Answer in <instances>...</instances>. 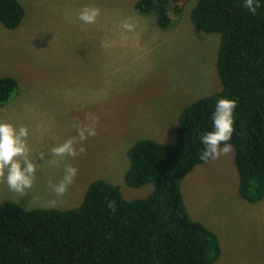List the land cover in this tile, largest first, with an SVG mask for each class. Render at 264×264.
<instances>
[{"label":"rangeland","instance_id":"374dc122","mask_svg":"<svg viewBox=\"0 0 264 264\" xmlns=\"http://www.w3.org/2000/svg\"><path fill=\"white\" fill-rule=\"evenodd\" d=\"M18 1L26 12L21 25L10 30L0 21V77L19 84L13 100L0 108V121L29 128L38 169L25 196L0 182V204L74 208L97 179L120 186L128 200L150 195L154 183H126L129 149L148 138L176 143L183 110L221 89V36L192 23L198 0L189 1L167 30L155 14L136 10L138 0ZM85 5L101 9L93 24L78 18ZM86 126H94L96 135L80 141L78 129ZM70 138L86 151L38 161L39 152ZM234 157L233 148L198 165L182 182L184 199L192 219L220 238L223 253L216 264H264V199L252 204L240 197ZM68 165L77 175L58 195L53 185Z\"/></svg>","mask_w":264,"mask_h":264},{"label":"trees","instance_id":"16d2710c","mask_svg":"<svg viewBox=\"0 0 264 264\" xmlns=\"http://www.w3.org/2000/svg\"><path fill=\"white\" fill-rule=\"evenodd\" d=\"M191 0H138L142 15L155 14L170 29ZM18 0H0V21L18 28L25 17ZM192 23L221 36L217 71L221 89L187 106L179 119L177 140L148 138L127 155L129 187L154 183L145 198L128 200L120 186L93 181L80 205L60 210H27L14 201L0 204V264H216L222 256L219 236L192 219L183 180L200 164V136L220 98L237 101L234 162L238 192L255 204L264 199V3L252 13L244 0H198ZM19 88L14 77H0V107Z\"/></svg>","mask_w":264,"mask_h":264},{"label":"clouds","instance_id":"9594fccd","mask_svg":"<svg viewBox=\"0 0 264 264\" xmlns=\"http://www.w3.org/2000/svg\"><path fill=\"white\" fill-rule=\"evenodd\" d=\"M264 0H244V7L255 13ZM101 15V9L92 5H85L79 12V20L83 24H93ZM132 29L133 24L125 22L123 25ZM237 101L227 97L217 100L212 115L211 130L200 136L203 150L199 154L201 161L218 159L221 155H227L233 151L230 142L235 128V110ZM96 119V118H93ZM79 140L83 141L89 136L96 135L94 126H86L78 129ZM30 131L26 126H19L0 121V182L5 183L15 193L25 196L32 188L37 174L38 163L31 156L32 148L29 144ZM76 138H70L61 144L51 147L49 151H41L38 161L44 162L52 157L76 156L78 151L83 153L85 147H76ZM51 156V158H48ZM77 175V169L71 165L65 167V174L59 184L53 185V190L62 195ZM55 201L50 202L53 206Z\"/></svg>","mask_w":264,"mask_h":264},{"label":"crops","instance_id":"0c3cea01","mask_svg":"<svg viewBox=\"0 0 264 264\" xmlns=\"http://www.w3.org/2000/svg\"><path fill=\"white\" fill-rule=\"evenodd\" d=\"M20 100L18 99L16 102H19ZM6 106V105H5ZM5 106H3V107H5ZM1 108V107H0Z\"/></svg>","mask_w":264,"mask_h":264}]
</instances>
